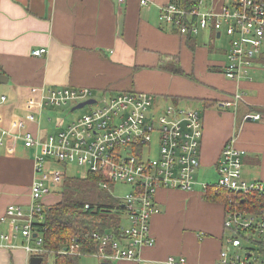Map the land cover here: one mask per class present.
<instances>
[{
	"label": "crops",
	"instance_id": "0c3cea01",
	"mask_svg": "<svg viewBox=\"0 0 264 264\" xmlns=\"http://www.w3.org/2000/svg\"><path fill=\"white\" fill-rule=\"evenodd\" d=\"M140 1L0 0V98H5L0 128L10 133L0 134V218L8 206L26 209L30 203L35 151L16 136L27 131L39 139L55 134L68 124L60 113L75 106L47 107L38 95H30L31 88H87L96 97L147 93L161 105L181 101L198 112L203 137L196 184L188 192L157 191L158 213L150 218L154 246L142 248L137 261L101 263L163 264L168 257H182L188 264H214L227 237L226 208L205 200L215 189L204 190L202 184L215 182L224 146L232 141L242 153L244 180L264 182V50L251 80L228 81L221 72L228 42L222 33L218 37L208 28L194 37L181 36L159 21L169 0ZM233 1L202 0L201 10L218 14ZM35 49L46 54L32 57ZM235 93L243 95L238 109L222 108L220 103ZM246 114L261 119L244 122ZM28 115L35 122L26 120ZM19 121L23 129H18ZM45 197V206L59 201ZM0 233H9L7 222H0ZM13 244L15 249L0 248V264H28L24 241L19 237Z\"/></svg>",
	"mask_w": 264,
	"mask_h": 264
},
{
	"label": "built area",
	"instance_id": "2783aa9c",
	"mask_svg": "<svg viewBox=\"0 0 264 264\" xmlns=\"http://www.w3.org/2000/svg\"><path fill=\"white\" fill-rule=\"evenodd\" d=\"M196 2L195 7L186 8L180 0H169L160 10L159 21L181 36H195L208 28L218 37L222 33L228 39L222 75L231 82L251 80L264 47V0H234L231 8L223 6L218 14L203 12L202 0ZM140 4L144 5L145 1L141 0ZM45 54V49L30 53L39 58ZM29 92L38 95L43 105L56 109L90 98L96 102L56 134L39 139L27 131L16 136L26 149L35 151L34 177L27 209L10 205L0 218L1 223L7 222L9 226V233H0V248L15 249L13 241L20 237L28 255L43 253L41 236L33 228L34 224L44 222L41 201L62 183L65 172L57 168L74 165L85 173L100 174L104 180L100 183L101 189L120 200L121 221L126 222L120 225L119 233L93 232L90 242L96 244V250L92 256L103 262L137 261L142 248L154 246L150 218L158 213L157 191L188 192L196 184L203 137V123L198 112L174 104L163 106L157 114L154 96L132 91L116 95L103 93L97 97L87 88H31ZM242 100L243 95L235 93L220 106L236 111ZM4 101L1 97L0 103ZM260 119L259 114L243 116L244 122ZM26 120L35 122L33 115H28ZM18 127L23 129V123L19 121ZM0 134L10 135L1 128ZM155 134L158 135L157 154L149 158ZM241 157L242 153L233 142L227 143L217 165L215 184H202L204 190H225L237 197L225 215V226L247 234L245 241L240 242L241 234L228 240L214 264H264V256L250 254L247 248H242L243 242L249 246L259 240L264 243V182L242 178ZM118 187L126 188L120 197L114 196ZM247 197L254 200L245 202ZM256 197H259L257 206L252 208ZM31 244L35 247L31 248ZM79 248V244L72 241L61 253L80 256ZM163 264L188 263L182 257H168Z\"/></svg>",
	"mask_w": 264,
	"mask_h": 264
},
{
	"label": "trees",
	"instance_id": "16d2710c",
	"mask_svg": "<svg viewBox=\"0 0 264 264\" xmlns=\"http://www.w3.org/2000/svg\"><path fill=\"white\" fill-rule=\"evenodd\" d=\"M180 3L186 8L197 5L196 0H180ZM172 71L175 72L176 68ZM100 180V174L92 172H87L82 177H64L63 185L61 183L59 187L61 188L59 201L52 206L44 207V222L33 225L34 231L42 239L43 253L37 256L42 257L43 261L44 256L48 254L52 256L53 264H78L82 256L96 250V244L90 242V235L93 232L119 233V227L122 224V203L106 191L97 188ZM86 187L94 190V201L86 198ZM204 198L210 202H221L225 206L229 201L237 200L236 196L219 189L208 191ZM253 200L254 198H246V201ZM85 206L88 207L85 208ZM72 241L79 244L81 256L61 253ZM256 254L264 256L263 242L257 244Z\"/></svg>",
	"mask_w": 264,
	"mask_h": 264
},
{
	"label": "rangeland",
	"instance_id": "374dc122",
	"mask_svg": "<svg viewBox=\"0 0 264 264\" xmlns=\"http://www.w3.org/2000/svg\"><path fill=\"white\" fill-rule=\"evenodd\" d=\"M226 1L227 2L229 1L230 2V0H226ZM226 5L229 6V3H227ZM224 43H225L224 39L219 40L218 43H217L219 45H217V47L218 48H219V46L221 47L222 45H224ZM263 50H264V47H263ZM155 102H156L155 104L157 106L156 107L157 114H159L161 112V110H162V107L163 106H166V105H174V104H176L179 107H189L187 105L182 104L181 101H178V103L172 102L170 100L169 101H164V103H165L164 105L159 104L160 101H158V100H156ZM68 107H72V104L70 106H68ZM91 108L92 107L88 106V107H84V108L79 109V110H75L73 112H71V109L70 110L68 109L67 111L61 112L60 113V116H61V119L64 120V122L69 123L70 121H72L75 118L81 116L87 110H90ZM44 123H45V125H49V124H46L45 121H44ZM51 131L52 130H50V129L48 130V132H51ZM157 149H158V135L155 134L154 137H153L152 144H151V151L149 152L148 157L149 158L155 157L156 154H157ZM61 167L62 166H59L57 169L60 170V171H64L65 172V175H64L65 178H67L68 176L82 177V176L85 175L84 170H82L81 168H78V167H76L74 165H68L64 169L61 168ZM64 177H63V180H64ZM214 179L212 181H214ZM63 180H62V185H63ZM216 180H217V178L215 179V182H216ZM215 182L213 184H215ZM85 189L87 190V193H86L87 196H86V198L94 201L95 200L94 190L89 189V187L88 188L86 187ZM125 190H126L125 188H122V189L119 188V187L116 188V193L114 194V196H118V197L122 196L124 194ZM60 193H61V188H58L55 191H53L50 195L46 196L45 199H44V201H55L56 200V202H57L60 199ZM56 202H54V203H56ZM54 203H50V204H54ZM122 224L125 225L126 222H122ZM243 244H244V242H243ZM245 246H247V245H245ZM34 247H35V245L34 244H31V248H34ZM64 249H63V251L66 250V249L65 250ZM92 253H94V252L87 253V255H84V256H87V257L85 259H81L80 264L82 262L84 263L86 261L88 262L87 264H101V262H103V261L99 260L98 258L93 257L92 256ZM68 255L69 256H78V254H68ZM42 264H53L52 256L46 254L44 256V261L42 262Z\"/></svg>",
	"mask_w": 264,
	"mask_h": 264
},
{
	"label": "bare ground",
	"instance_id": "6f19581e",
	"mask_svg": "<svg viewBox=\"0 0 264 264\" xmlns=\"http://www.w3.org/2000/svg\"><path fill=\"white\" fill-rule=\"evenodd\" d=\"M92 91V90H91ZM92 93H93V91H92ZM94 95V94H93ZM94 97H96L95 95H94ZM88 100H94V103H92V104H88V105H85L84 107H88V106H92V105H94L95 104V99H93V98H90V99H88ZM88 100H85V101H81V102H77V103H75V106H76V104H80V103H83V102H86V101H88ZM69 105H71V104H69ZM83 107V108H84ZM72 112V111H71ZM70 123V122H69ZM68 123V124H69ZM67 124V125H68ZM66 125V126H67ZM65 126V127H66ZM64 127V128H65ZM63 128V129H64ZM61 131V130H60ZM59 132V131H58ZM57 133V132H56ZM55 133V134H56ZM51 134H54V133H51ZM242 166V165H241ZM87 173V172H86ZM85 173V174H86ZM101 182H104V180H100L98 183H97V188L98 189H100V190H103V189H101V187H100V183ZM60 187V186H59ZM58 187V188H59ZM116 190V189H115ZM103 191H105V190H103ZM108 194H110L111 195V193L110 192H108V191H106ZM51 194V193H50ZM49 194V195H50ZM112 196V195H111ZM114 198V197H113ZM43 200V199H42ZM259 200V197H256V201L254 202V203H252L251 204V207L252 208H254V207H256L257 206V201ZM120 201V200H119ZM237 200H232V201H229V203L225 206V208H226V214H227V212L231 209V207H232V204L234 203V202H236ZM245 202H246V199H245ZM41 204H42V207H43V212H44V207H46L44 204H43V201H41ZM13 206H15V205H13ZM20 207V206H19ZM22 208V207H21ZM23 210H26L25 208H22ZM225 221V220H224ZM223 226H224V229H225V231L227 232V238H226V240L224 239V241H223V247H226V245L228 244L227 243V241L228 240H230V239H233V238H236L237 236H238V234H241V240H240V242L241 241H245L244 240V238L247 236V234H243V233H240V232H235V230H233V229H231V228H228V227H226L225 226V222H224V224H223ZM253 237H254V235H253ZM252 237V238H253ZM250 240V239H249ZM260 242V240L259 241H257V242H255L254 244L252 243V245H247L246 243H242V248H247L248 250H249V252H250V254H255L256 252V249H257V244ZM245 245H247V246H245Z\"/></svg>",
	"mask_w": 264,
	"mask_h": 264
},
{
	"label": "water",
	"instance_id": "95a60500",
	"mask_svg": "<svg viewBox=\"0 0 264 264\" xmlns=\"http://www.w3.org/2000/svg\"><path fill=\"white\" fill-rule=\"evenodd\" d=\"M94 103V100H88L86 102L77 104L76 106H74L71 111H75V110H79L82 109L85 105L88 104H92ZM36 235H33V237L35 238ZM65 250V249H64ZM43 262V258L42 257H38V256H31L28 260V264H42ZM101 264H106V263H101ZM108 264V263H107Z\"/></svg>",
	"mask_w": 264,
	"mask_h": 264
}]
</instances>
